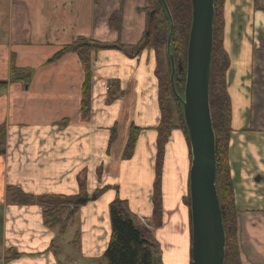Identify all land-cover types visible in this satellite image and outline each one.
Listing matches in <instances>:
<instances>
[{"label":"crops","instance_id":"1","mask_svg":"<svg viewBox=\"0 0 264 264\" xmlns=\"http://www.w3.org/2000/svg\"><path fill=\"white\" fill-rule=\"evenodd\" d=\"M149 4L0 0V127L5 132L0 154V264H107L110 205L116 198L126 200L152 230L159 247L153 264H177L183 247L192 255L191 211L185 201L190 172L182 176L179 168L168 165L180 140L190 171V144L181 128L173 129L159 174L156 54L128 48L144 37ZM217 6L221 43L230 60V164L240 256L242 264H264V0H218ZM119 10L121 27L114 29L109 19ZM78 36L126 48L93 53L89 119L81 114L85 75L78 55L66 53L52 60ZM12 57L18 67L31 70L29 80L11 79ZM132 128L139 132L132 155L125 157ZM113 130L116 138L111 141ZM165 173L177 176L174 188ZM81 179H86L88 193L103 191L83 204L68 226L64 236L69 248L59 228L45 225L39 205L8 202L9 186L33 195H74ZM158 180L163 210L155 226ZM76 232L79 242L74 247Z\"/></svg>","mask_w":264,"mask_h":264},{"label":"trees","instance_id":"2","mask_svg":"<svg viewBox=\"0 0 264 264\" xmlns=\"http://www.w3.org/2000/svg\"><path fill=\"white\" fill-rule=\"evenodd\" d=\"M165 1L170 9L174 24L171 50L175 59L181 57L184 60L186 70L187 47L192 18L191 0ZM217 1L215 0L214 50L209 87L212 123L216 134L218 159L216 186L226 232V256L224 264H242L237 236V207L229 152L232 129L230 126L231 100L227 92V73L230 60L221 43V27L219 31L216 27V16L218 15ZM146 14L147 26L143 40L137 45L128 48L133 51L145 48L153 49L156 53V75L159 79V101L161 107V122L158 127L159 133L157 139L159 150L158 172L160 174L164 147L169 140L172 130L181 128L187 136L188 141L189 136L184 121L183 106L174 94L171 86V61L167 47L170 19L162 0H150V4L146 8ZM109 22L112 28L120 29L122 23L120 10L111 15ZM217 38H219L218 45ZM108 48L126 49L120 43H107L78 36L72 42L64 45L52 58V60H56L62 55L72 52L78 55L85 75L81 99V114L84 119H89L91 116L92 55L95 51ZM10 74L13 81L25 82L30 79L31 70L29 68L18 67L15 64L14 57H12ZM185 79V72L180 76L176 73L175 88L181 96L184 94ZM138 132L137 128L131 129L123 156L130 157L132 155ZM113 133L115 135H112L111 141L114 137L116 138V130H113ZM4 136V126H1L0 154L4 151ZM190 156L192 158L191 153ZM102 191L103 189H99L92 194L88 193L86 179H81L79 191L74 195H33L24 192L18 187L9 186L7 188V196L10 203L39 205L42 208L45 225L50 229L59 228V235L64 236L68 226L75 222L80 207L89 200L97 198ZM153 201L156 216H159L163 210L159 180L155 183ZM185 201L190 209V190L185 197ZM110 213L112 234L104 254L105 262L107 264H153L154 258L159 253V247L153 239L152 230L142 224L139 218L131 212L126 200L120 198L113 200L110 205ZM78 242L79 232H76L74 238L71 240V244L77 247Z\"/></svg>","mask_w":264,"mask_h":264},{"label":"water","instance_id":"3","mask_svg":"<svg viewBox=\"0 0 264 264\" xmlns=\"http://www.w3.org/2000/svg\"><path fill=\"white\" fill-rule=\"evenodd\" d=\"M170 19L167 40L171 61V86L183 106L184 121L191 147L190 199L192 220L191 264H224L226 232L216 186V134L212 123L209 87L214 50L215 0H191L192 18L184 60L175 59L171 50L173 18L162 0ZM185 72L184 94L175 88V75Z\"/></svg>","mask_w":264,"mask_h":264},{"label":"rangeland","instance_id":"4","mask_svg":"<svg viewBox=\"0 0 264 264\" xmlns=\"http://www.w3.org/2000/svg\"><path fill=\"white\" fill-rule=\"evenodd\" d=\"M217 4V3H216ZM151 6V5H150ZM217 10H218V6H217ZM216 27H217V30L219 31V28H220V18L219 16L217 15L216 16ZM146 30V29H145ZM219 33V32H218ZM145 35V33H144ZM2 36L0 35V38ZM144 38V37H143ZM143 40V39H142ZM141 40V41H142ZM140 41V42H141ZM219 44V38H217V45ZM146 49V48H145ZM153 50V49H151ZM155 52V51H154ZM156 54V53H155ZM111 87H112V83H109V90H111ZM230 126H231V123H230ZM232 129V127H231ZM184 153H183V146L180 142V140H178L176 142V146L173 148V151H172V154L169 158V161H168V165L170 168H172V170L174 169H180V173L181 175L185 176L186 173L188 174L190 171L189 169L187 168L188 166V161L187 159L184 158ZM165 177L167 179V182H170L172 187L174 188L175 187V181H176V177L177 176H172V177H169L167 173H165ZM190 177V175H189ZM189 184H190V181H189ZM9 202V200H8ZM156 223H155V226H157L158 222H159V217L158 216H155V218L153 219ZM154 226V227H155ZM70 230V229H69ZM69 234V233H68ZM71 237V235H70ZM63 244L65 247H68L69 248V244H68V235L64 236L63 237ZM190 256H192L190 253L187 252V248L186 247H183L182 248V251L181 253L178 255V262L177 264H191L190 261Z\"/></svg>","mask_w":264,"mask_h":264},{"label":"flooded vegetation","instance_id":"5","mask_svg":"<svg viewBox=\"0 0 264 264\" xmlns=\"http://www.w3.org/2000/svg\"><path fill=\"white\" fill-rule=\"evenodd\" d=\"M229 152H230V150H229Z\"/></svg>","mask_w":264,"mask_h":264}]
</instances>
